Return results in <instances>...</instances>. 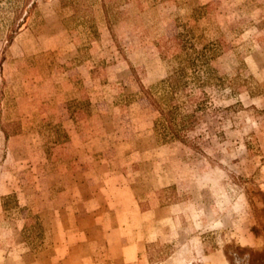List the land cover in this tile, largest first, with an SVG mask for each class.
Instances as JSON below:
<instances>
[{
	"label": "rangeland",
	"instance_id": "obj_1",
	"mask_svg": "<svg viewBox=\"0 0 264 264\" xmlns=\"http://www.w3.org/2000/svg\"><path fill=\"white\" fill-rule=\"evenodd\" d=\"M0 264H264V0H0Z\"/></svg>",
	"mask_w": 264,
	"mask_h": 264
}]
</instances>
